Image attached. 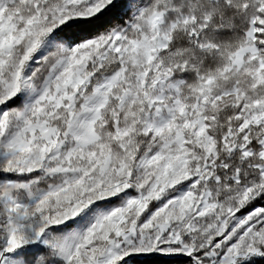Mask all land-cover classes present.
Here are the masks:
<instances>
[{
  "label": "snow or ice",
  "instance_id": "obj_1",
  "mask_svg": "<svg viewBox=\"0 0 264 264\" xmlns=\"http://www.w3.org/2000/svg\"><path fill=\"white\" fill-rule=\"evenodd\" d=\"M0 264H264V0H0Z\"/></svg>",
  "mask_w": 264,
  "mask_h": 264
}]
</instances>
